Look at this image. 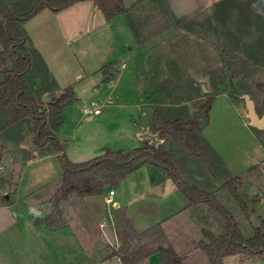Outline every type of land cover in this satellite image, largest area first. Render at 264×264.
I'll return each mask as SVG.
<instances>
[{"label":"rangeland","instance_id":"rangeland-1","mask_svg":"<svg viewBox=\"0 0 264 264\" xmlns=\"http://www.w3.org/2000/svg\"><path fill=\"white\" fill-rule=\"evenodd\" d=\"M12 1L20 12L29 10L35 2ZM135 1L124 0L127 6ZM75 8H66L62 13L44 9L24 25L30 46L39 52L38 56L32 54L34 80L45 89L57 87L61 91L72 86L78 98L65 109L57 133L68 159L78 163L107 151H130L144 143L136 134L149 123L155 107L169 100H183L191 115H201L200 106L207 100L205 89L206 93L225 90L214 94L202 135L249 191L250 196L245 199L248 210L239 206L227 188L216 187V195L246 237H251L256 227L264 231V198L248 201L264 191V133L257 134L248 125L245 102L238 98L248 90L256 106L264 107V90L258 87L264 84V0H224L216 5L209 19L188 29L171 27L162 0H145L143 5L110 21L100 10H80L77 14ZM145 38L149 39L144 46L141 41ZM225 50L248 59L251 71L245 80L229 79L216 88L213 83L224 78L221 53ZM108 63H115V74L105 80L101 70ZM193 92L198 97L190 99ZM92 101L101 109L99 114L84 112L85 107H93ZM32 127V121L26 120L5 133L10 134V141L5 143L3 167L22 162L14 178L21 199L32 211L44 212L46 203L49 211H54L63 168L50 145L27 158ZM205 175L209 183L219 184L220 178L210 172ZM155 178L159 181L154 182ZM192 182L206 190L214 188L202 176ZM111 188L116 192L112 200L127 205L140 228L155 221L153 218L164 204L174 209L181 201L186 203L171 178L147 165L103 194L74 197L79 199L66 207L62 220L69 219L77 228L87 223L96 230L97 221L107 222L108 217H113L115 207L107 202ZM202 207L198 214L187 209L165 224L161 222L185 264H209L207 255L195 242L205 239L203 229L215 234L224 231L221 217L208 206ZM225 264L264 261L242 263L238 255H231Z\"/></svg>","mask_w":264,"mask_h":264},{"label":"trees","instance_id":"trees-1","mask_svg":"<svg viewBox=\"0 0 264 264\" xmlns=\"http://www.w3.org/2000/svg\"><path fill=\"white\" fill-rule=\"evenodd\" d=\"M81 1L86 0H35L29 10L20 12L14 9L17 5L12 0H0V166L7 149L5 143L10 141V134L5 133L31 120L33 147L27 149V158L35 157L37 149L50 145V151L59 155L63 168L54 198L55 210H45L41 215L33 216L34 221L49 229L57 227L62 220V201L71 197L103 194L107 188L119 186L129 174L152 165L157 172L171 178L190 205H206L221 217L224 231L215 234L203 229L205 239L197 242V247L207 255L209 264H225V257L231 255L264 260V231L256 227L254 234L246 237L234 215L216 195V187L229 189L239 206L247 211L246 197L240 191L241 178L233 176L224 166L217 152L202 135L201 115L196 112L191 115L190 109L183 105V100H169L154 108L148 126L152 133H158L163 140L157 146H151L148 140H144L142 145L126 152L107 151L94 159L78 163L68 159L57 133L63 124L65 109L78 98L72 86L65 87L52 97H45L49 92L53 95L58 88L45 89L42 84L40 88L34 80L32 54L38 56L39 52L30 46L24 25L44 9L60 12ZM93 2L109 21L118 15L128 14L138 4L127 6L124 0ZM188 26L187 23L180 27L188 29ZM221 61L224 78L213 83L214 87L226 84L229 79L242 81L248 78L252 65L248 59L225 50L221 53ZM114 66L115 63H108L102 68L105 80L114 77ZM258 87L264 90V84L260 83ZM223 91L204 93L207 100L200 109H209L214 94ZM246 92L249 93L248 90L243 93ZM195 93L190 99L198 97ZM256 108L260 115L264 113V107L257 105ZM252 129L257 134L264 133V130ZM261 142L264 145L263 137ZM209 172L223 180L219 179L218 185L209 183L210 179L205 175ZM197 176H202L214 188L206 190L192 182ZM112 218L118 244L108 245L106 258L118 257L122 264H144L150 255L159 252L160 264H183V257L171 244L161 222L138 231L122 207L115 208Z\"/></svg>","mask_w":264,"mask_h":264},{"label":"crops","instance_id":"crops-1","mask_svg":"<svg viewBox=\"0 0 264 264\" xmlns=\"http://www.w3.org/2000/svg\"><path fill=\"white\" fill-rule=\"evenodd\" d=\"M144 1L145 0H137L133 4L138 3L136 6L138 7L143 5ZM223 1L224 0H163V4L167 11V18L169 19L171 27L181 29L180 26L183 24L188 23V27L190 28L198 21H206L210 18V15H212L216 5ZM90 2L92 4H86ZM70 7H77L75 8L77 14L80 10L83 12L98 10L93 0L81 1ZM62 12L64 11H60V13ZM148 39L149 38L142 39L141 44L144 46L145 44L147 45ZM56 91H60V89L58 88ZM223 92H225V90ZM50 94L51 92L45 94V97ZM144 127L149 126L147 124ZM31 140L33 141V135L31 136ZM21 163L20 161H14L10 164L12 166L6 168L3 167V163L1 165L4 169L3 174H0V264H122L118 257L106 258L108 245L118 244L112 217H108L107 222L102 220L97 221V223H95L96 230L94 231L87 223H82L80 224L81 227L77 228L74 222L72 223L69 219L61 220L57 227L51 229L47 228L45 225L37 224L33 216L41 215L42 212L32 211V209L27 207V203L24 202L21 199L22 196L18 194L17 182L14 181L19 171V164ZM157 179L158 178H155L154 182L159 181ZM243 188L244 184L242 182L240 191L244 193L247 199V197L250 196L249 191ZM89 197L92 196L83 198ZM183 197L186 203H182L183 201H181L180 205H177L175 208L173 207L174 209H169L167 207L169 205L166 206L164 204L160 212L153 218L155 221H152L149 225H145L143 228L137 226L129 213L127 205L116 201L115 208H124L135 228L138 231H143L159 222L165 224L174 215L181 214L187 209L192 211L195 210V214H198L197 211L199 212L203 209L202 206L190 205V201L185 196ZM261 198H264V191H262V194L256 193L255 197H252L251 200L248 201L258 202ZM74 199L79 198L71 197L61 202L60 208L63 211L62 218L67 212L66 207L70 203H73L75 201ZM88 206L92 208L90 203ZM90 213L92 216L93 211L90 210ZM163 228L165 229L164 226ZM108 234L111 236L113 242L108 240ZM197 242H195L196 246ZM174 248L176 249L175 246ZM227 257H225V259ZM238 257L242 263L264 261L243 258L239 255ZM144 264H160V253L157 252L150 255ZM183 264H185V258H183Z\"/></svg>","mask_w":264,"mask_h":264},{"label":"water","instance_id":"water-1","mask_svg":"<svg viewBox=\"0 0 264 264\" xmlns=\"http://www.w3.org/2000/svg\"><path fill=\"white\" fill-rule=\"evenodd\" d=\"M205 92L207 90L205 89ZM238 98L244 100L246 106V117L248 118V125L250 127L257 128L259 130H264V113L260 115L257 112L256 103L254 99L251 98L250 94L243 93L238 96ZM208 108H204L201 111L200 125L201 127H205L208 122ZM138 138L141 140H148L151 146H157L158 143H161L163 140L159 138L158 133H152L149 127H141L137 134ZM44 209L49 210V203L44 204Z\"/></svg>","mask_w":264,"mask_h":264},{"label":"built area","instance_id":"built-area-1","mask_svg":"<svg viewBox=\"0 0 264 264\" xmlns=\"http://www.w3.org/2000/svg\"><path fill=\"white\" fill-rule=\"evenodd\" d=\"M91 105L93 106L92 108L85 107L84 112L85 113H91L93 112L94 114H99L101 109L99 106L96 105L95 101H92ZM3 173V167L0 166V174ZM115 195L114 189L109 190V197L107 198V202L111 204V206L115 207V201L112 200V196ZM103 225V224H102Z\"/></svg>","mask_w":264,"mask_h":264}]
</instances>
